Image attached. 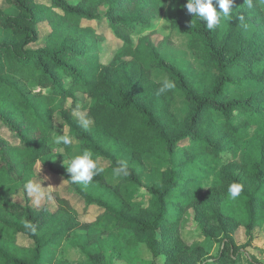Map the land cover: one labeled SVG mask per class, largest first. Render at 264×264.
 Here are the masks:
<instances>
[{
    "label": "trees",
    "instance_id": "1",
    "mask_svg": "<svg viewBox=\"0 0 264 264\" xmlns=\"http://www.w3.org/2000/svg\"><path fill=\"white\" fill-rule=\"evenodd\" d=\"M3 1L17 13L0 10V123L16 143L0 135V264H46L47 252L79 230L86 232L88 264H97L104 249L127 259L141 246L164 264H239L264 220V0L251 8L241 0L215 30L187 13V0ZM44 20L52 34L33 49ZM161 21L170 30L161 42L153 41L154 32L134 39ZM92 22L106 23L112 35ZM175 32L188 36L202 67L198 78L162 55ZM111 39L117 49L107 60L103 46ZM155 70L168 76L171 90L158 91L164 81L154 80ZM245 84L254 91L234 98L231 88ZM179 90L183 118L174 112ZM83 110L92 128L76 116ZM65 130L72 143L58 146L66 156L77 142L98 167L101 159L109 162L87 186L73 183L58 162L55 137ZM123 155L125 183L140 184L147 158L161 165L152 170L148 200H127L120 184L107 180ZM38 164L63 178L88 212L100 210L94 222H82L58 192L54 212L33 207L28 186ZM232 183L243 185L236 199L228 195ZM20 194L25 204L15 202ZM241 228L247 241L239 245ZM22 236L31 246L19 243ZM201 238L220 244L218 255Z\"/></svg>",
    "mask_w": 264,
    "mask_h": 264
},
{
    "label": "rangeland",
    "instance_id": "2",
    "mask_svg": "<svg viewBox=\"0 0 264 264\" xmlns=\"http://www.w3.org/2000/svg\"><path fill=\"white\" fill-rule=\"evenodd\" d=\"M36 1L38 3L49 4V2L46 0ZM70 1L75 3L79 0ZM240 2L241 0H234L233 11L240 6ZM214 7L217 8L218 6H216L214 3ZM164 8L166 13H169L172 9L171 3L164 4ZM0 10L13 14L17 13L14 8L5 4L3 0H0ZM103 12H105V10H103ZM84 25L88 24L85 23ZM91 25L96 27L101 33L112 35L111 31L106 28V23L104 22H92ZM38 29L40 32V41L37 44L32 45L33 49H37L39 47L44 46L45 41L52 34L51 27L45 20L40 22ZM150 32H154L153 41L158 44L163 40V38H166V36H168L170 30L168 26L163 21H161L160 23H157L154 26V29L138 33V35H136L134 39H136L138 36H142ZM116 43L117 42L115 41V39H111L108 40V43L103 46V51L105 52L107 60L111 59L115 55L117 49ZM187 44V35H184L183 33L179 32L173 33L171 37V44L164 47L162 55L167 59L175 60L177 64L181 68H183L184 71H186V73L190 77L198 78L199 73H201L202 67L200 62L192 56ZM106 45L107 47L105 48ZM153 78L156 81L169 80L168 76L160 70L154 71ZM253 91V86L245 84L242 87H232L230 92L232 93V96L234 98H247ZM178 93H180V95L177 97L174 106V112L179 117L183 118L185 115L186 102L181 96L182 92L179 90ZM80 101L83 104L85 103L84 100H82V97H80ZM76 116L83 120V122H87V126L92 123L90 117L87 115V112L85 110L76 113ZM68 134L69 131L65 130L63 136H68ZM0 135L1 137L8 140L11 144L16 143L14 135L11 134V132L1 123ZM56 137L55 154L58 158L60 166L63 167L64 165V167L66 168L71 158L82 154L83 150L81 149V146L79 144L75 146L73 142L71 156H66L65 148L62 145L58 146V143L56 142ZM229 157L227 155L223 156L224 163L230 159ZM123 162L129 164V157L123 155ZM145 163L146 169L139 175V185L127 182L126 184L121 174L116 175L112 172L108 173L107 180L112 184H120L119 186L121 187L122 194L127 200H142L143 197H145V200H148L149 195L147 193V188L152 186L154 180L152 170L156 167H161V165L156 162L153 158H147ZM100 164L103 168H107L109 166V162L102 159L100 160ZM35 174L36 177L34 178L32 184H30L31 189L28 186V194L31 198V204L33 205V207L39 210L48 207L49 211L54 212L56 210V206L53 200L52 193L58 192L59 194L70 198L71 204L75 207L82 222L92 223L95 221L96 216L100 212V210L98 208H93L88 212L85 208L84 201L73 192V190L64 181L63 178L54 175L48 168L43 167L41 164H38L36 166ZM14 200L17 203L25 204V198L21 194L16 196ZM108 222H110L109 219ZM194 225H192L194 227L193 236L197 237L199 236V230ZM78 232H76V234H74L70 240L62 244V246L58 250L47 252L48 257L46 258V264H88L87 249L85 247L86 243L84 242V240L86 239L84 237L86 232H84V230H79ZM235 239L239 245L246 243L247 238L245 235V230L243 228H241L237 232ZM105 240L106 237H104L100 241L103 244V241ZM19 243L25 246H31L32 244L31 241L25 236L19 238ZM200 244L208 251L210 255H218L220 250V244L206 238H201ZM102 254V257H94L97 264H164V258L154 259L149 250L144 246L140 247V250L138 253H136V255L133 254L132 256L129 254L127 259L120 258L117 254L109 252L107 249H104ZM239 260V264H264V220H262L259 223V226L255 229L254 240L252 242V245L247 248L245 252L241 253Z\"/></svg>",
    "mask_w": 264,
    "mask_h": 264
},
{
    "label": "clouds",
    "instance_id": "3",
    "mask_svg": "<svg viewBox=\"0 0 264 264\" xmlns=\"http://www.w3.org/2000/svg\"><path fill=\"white\" fill-rule=\"evenodd\" d=\"M245 3H247L249 8L253 6V0H245ZM233 4L234 0H215V5L221 10L219 12L216 7H214V0H187L184 7L188 14L205 22L208 30H215L221 23V18L228 21L231 20ZM173 87L174 84L171 81L164 80L158 91L162 94L171 90ZM83 126L86 128L87 122H84ZM56 142L65 146H70L72 139L68 136L58 135L56 137ZM118 163L119 166L114 168V173L116 175H127V163ZM66 171L71 174L70 179L73 183H81L87 186L93 181L94 177L99 176L103 172V168L98 167L97 162L93 159L92 152L84 150L82 154L71 158L66 167ZM29 188L31 189V185H29ZM242 191L243 185L238 183H232L228 187V195L231 199L239 197ZM26 227L32 228L33 233H35V228L30 223H26Z\"/></svg>",
    "mask_w": 264,
    "mask_h": 264
},
{
    "label": "crops",
    "instance_id": "4",
    "mask_svg": "<svg viewBox=\"0 0 264 264\" xmlns=\"http://www.w3.org/2000/svg\"><path fill=\"white\" fill-rule=\"evenodd\" d=\"M176 33V32H175ZM90 119H91V117H90ZM91 124L88 126L89 128H92L93 127V120L91 119ZM75 144H78L77 142H74Z\"/></svg>",
    "mask_w": 264,
    "mask_h": 264
}]
</instances>
